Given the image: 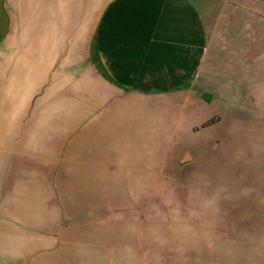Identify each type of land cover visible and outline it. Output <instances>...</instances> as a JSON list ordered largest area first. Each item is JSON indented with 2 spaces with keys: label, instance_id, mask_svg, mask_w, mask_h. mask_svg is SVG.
<instances>
[{
  "label": "crops",
  "instance_id": "obj_1",
  "mask_svg": "<svg viewBox=\"0 0 264 264\" xmlns=\"http://www.w3.org/2000/svg\"><path fill=\"white\" fill-rule=\"evenodd\" d=\"M233 66L264 69V0H0V264H168L141 234L230 198Z\"/></svg>",
  "mask_w": 264,
  "mask_h": 264
},
{
  "label": "rangeland",
  "instance_id": "obj_2",
  "mask_svg": "<svg viewBox=\"0 0 264 264\" xmlns=\"http://www.w3.org/2000/svg\"><path fill=\"white\" fill-rule=\"evenodd\" d=\"M201 9H204L202 5ZM245 74L235 66L230 71H217L212 83H215V91L225 94L226 98L205 97L214 101V119L222 118L221 121L230 127L226 145L220 147L222 156L219 151L220 157H217L225 159L227 165L225 181L217 184V192L226 190L230 196L226 200L227 207L223 208V199L217 198L215 212L205 210L197 216H187L191 224L189 230L168 231L153 227L150 232L141 234L146 233V238L151 239L152 254H158L165 261V256L169 255L166 257L168 264L264 263V242L256 248L259 231L253 229L256 218L259 215L264 218V69L258 71L257 81L254 72ZM218 131L223 133V127L213 132ZM204 136L200 133L198 139ZM219 140L218 136L217 142ZM258 161L263 163L257 164ZM246 193L251 205L246 208L247 212L244 211L245 216L241 215L239 205L245 202L242 196ZM261 233L264 235V231ZM159 239L167 241L163 246H156Z\"/></svg>",
  "mask_w": 264,
  "mask_h": 264
}]
</instances>
